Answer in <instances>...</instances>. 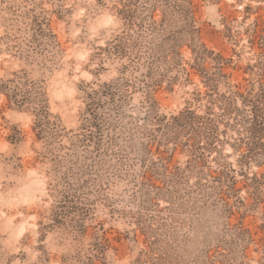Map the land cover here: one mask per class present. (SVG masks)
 Wrapping results in <instances>:
<instances>
[{"label": "rangeland", "instance_id": "obj_1", "mask_svg": "<svg viewBox=\"0 0 264 264\" xmlns=\"http://www.w3.org/2000/svg\"><path fill=\"white\" fill-rule=\"evenodd\" d=\"M190 1L211 54L180 49L153 119L132 87L117 117L107 105L115 124L97 157L98 137H81L97 130L81 128L86 96L132 75L101 50L124 29L119 1L0 0V86L42 80L56 130L39 139L0 91V264H264V0ZM36 29L58 48L24 59ZM182 112L191 127L152 141Z\"/></svg>", "mask_w": 264, "mask_h": 264}, {"label": "trees", "instance_id": "obj_2", "mask_svg": "<svg viewBox=\"0 0 264 264\" xmlns=\"http://www.w3.org/2000/svg\"><path fill=\"white\" fill-rule=\"evenodd\" d=\"M118 1L119 7H116V12L123 22L124 29L114 41L101 50L109 51L119 59L125 58L127 63L122 66V71L131 68L132 75L124 78L123 76L118 77L116 82L105 83L86 96V106L84 108L86 117L83 118L84 123L81 128L84 130L93 127L97 130L94 134L89 132L81 137L88 143L98 137L95 149V156L97 157L99 154L100 156L106 155L104 154L106 147L101 144L102 141H99L103 137L102 133L105 131L109 134L112 124H115L113 123L114 117L105 115L107 114V105L113 107L110 110L111 112L120 110L123 102L126 103L131 98L132 92L130 93L129 89L132 87L134 91L140 92L144 97V101L148 104V118L153 119L151 113L153 114L154 108L158 107L153 98V93L164 83L171 87L176 81V76L171 78L169 74L172 67L181 64L180 49L183 46L190 47L194 60L198 63H202L207 54H211L200 44L197 38V31L194 27L193 6L190 0ZM157 11L160 13L158 19L155 18ZM36 18H33L34 21ZM42 20L46 21L45 18H42ZM30 38L28 42L30 45L25 43L27 48L24 51L25 54L20 52L24 54V59L33 60L35 53L41 55L42 52L48 56L51 51L58 48L50 29H36L35 32L32 31ZM19 44L16 46L24 50V43ZM40 63L43 68H50L47 67L44 60ZM15 78L7 80L0 86V91L6 95L9 105L15 110L29 112L35 116L34 128L37 130L39 139L48 138L51 134H55V127L48 120L46 99L40 86L42 80L36 82L24 79L22 81L18 77L19 82H17ZM262 97L264 98V85L261 86L258 99ZM252 109L254 125H257L263 119L257 114L259 112L257 104H254ZM117 114L118 112L114 111V116L117 117ZM182 115L183 112L171 117L172 122L165 125L166 131L159 138L153 134L156 130L151 131L149 136L152 137V141L159 139L158 141L162 143L167 142L169 135H171V140H176L183 131H186L185 129L191 127V123L186 121L177 124ZM175 123L176 125L173 126ZM78 136L79 134L74 133L69 138L70 143L74 142L73 144H75V139ZM153 188L160 190L158 187ZM225 206L226 211L230 213L227 205ZM238 234L242 235L240 232Z\"/></svg>", "mask_w": 264, "mask_h": 264}]
</instances>
